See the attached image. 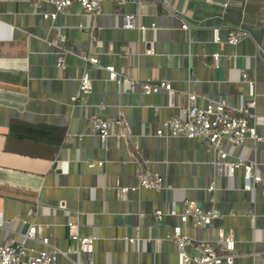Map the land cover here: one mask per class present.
Returning a JSON list of instances; mask_svg holds the SVG:
<instances>
[{"label":"crops","instance_id":"obj_1","mask_svg":"<svg viewBox=\"0 0 264 264\" xmlns=\"http://www.w3.org/2000/svg\"><path fill=\"white\" fill-rule=\"evenodd\" d=\"M54 10L41 0H0V244L18 239L25 219L41 224L40 236L48 239L38 236L27 247L61 250L58 264H177L165 235L181 223L183 201L192 199L217 217L205 227L189 218V236L216 247L230 231L233 264H264L261 183L245 190L242 168L220 175L215 153L199 137L156 134L189 106L191 93L199 107L220 98L237 107L244 95L251 100L248 115H264V0H102L96 14L74 2L54 19L43 17ZM216 30L222 40L234 30L244 34L235 44L218 43ZM59 35L65 41L51 45ZM60 50L63 69L56 66ZM89 55L97 66L85 60ZM107 65L119 82L108 79ZM85 71L92 91L84 102L72 101ZM144 81L169 82L171 92L146 94ZM92 116L119 118L122 125L113 129L123 135L101 144L89 126ZM48 128L62 135L34 131ZM256 130L263 135L264 123ZM224 147L230 159L254 162L264 178V140ZM144 170L160 174L166 187L139 186ZM68 221L80 236L96 237L90 254L69 237Z\"/></svg>","mask_w":264,"mask_h":264},{"label":"built area","instance_id":"obj_2","mask_svg":"<svg viewBox=\"0 0 264 264\" xmlns=\"http://www.w3.org/2000/svg\"><path fill=\"white\" fill-rule=\"evenodd\" d=\"M38 1V0H32ZM51 3L54 6V12L44 13V18L54 19L58 12L63 11L77 2L88 14H96L99 12L102 0H41ZM131 16L127 15L129 20ZM127 27H133L132 23L125 24ZM185 27V25H182ZM141 29H145L142 25ZM241 30H234L228 33L225 40H222L218 30L215 32V40L218 43L226 42L228 44L237 43L243 36ZM65 36L59 35L51 45L59 47L65 41ZM218 53H213L214 63L217 62ZM93 66L98 65L96 56L89 55L85 58ZM65 54L60 50L56 57V66L58 68H65ZM108 72V79L119 82V76L113 65L104 66ZM245 78V73L242 74ZM142 91L146 94L157 93L160 90L171 92V84L166 81L159 82H141ZM92 91V80L87 71L80 76V82L77 91L71 95L72 101L84 102L86 96ZM248 94L253 95V83L249 81ZM190 104L183 109L178 116L170 117L163 121L161 127L156 130L157 135L167 136H185V137H199L204 142L208 150H213L215 153L214 165L216 171L220 175L227 177L233 176L237 168L243 169V188L245 190H253L256 183H261L264 189V178H262L256 164L244 157L237 156L234 159L229 158V152L224 147L226 141L231 146L241 144L246 138L253 141L264 140V134H258L257 125L264 123V115H248V104L251 101L244 95L239 97L237 107H232L224 98L209 101L203 107L194 104L196 95L191 93L188 95ZM122 125V121L118 119H108L98 116H92L89 119V126L91 130L98 136L101 144H104L107 137L116 135L121 137L123 135L121 130H115L114 127ZM95 162H88L87 165L93 166ZM102 162H97L101 165ZM138 185L143 188L161 190L166 186L163 184V179L160 174L156 172L142 171L137 175ZM127 190L126 187L123 188ZM213 189V185L209 186ZM164 213L161 210H155L154 216L156 219H161ZM169 214L175 215L174 209L169 210ZM217 214L211 210L201 209L194 200L186 199L183 201V211L180 214V224H175L171 230L165 235L166 239L174 242L177 253V264H233L235 253V238L232 232L226 233L222 239L217 243V248L205 241L195 240L189 236L184 230V225L190 218L193 226L205 227L210 224L212 219L216 218ZM18 239L7 240L0 244V264H58V256L64 254L61 250H38L34 252L32 248L27 247L28 240H34L41 235L42 225L35 222H30L21 219L19 226ZM67 228L69 237L76 240L78 249L90 254L93 251L94 241L96 237L80 236L78 232V225L76 222L68 221ZM43 243H47V237L40 236ZM128 241L132 242L133 238ZM262 252H264V230L261 232ZM139 246H137V249ZM188 248L195 249V254H189ZM86 264H93L91 259H88Z\"/></svg>","mask_w":264,"mask_h":264},{"label":"trees","instance_id":"obj_3","mask_svg":"<svg viewBox=\"0 0 264 264\" xmlns=\"http://www.w3.org/2000/svg\"><path fill=\"white\" fill-rule=\"evenodd\" d=\"M52 129L48 128V129H34V131L36 132V134L38 136H48V135H54V136H58L59 134L62 135V132H54V131H50ZM54 132V133H53ZM62 139V136L56 138V140H54V142H60Z\"/></svg>","mask_w":264,"mask_h":264},{"label":"water","instance_id":"obj_4","mask_svg":"<svg viewBox=\"0 0 264 264\" xmlns=\"http://www.w3.org/2000/svg\"><path fill=\"white\" fill-rule=\"evenodd\" d=\"M249 110H251V109H249ZM249 110H248V112H249ZM53 165H54V167H56V166L58 167L59 165L62 166L63 168L66 167V164L64 162H60V161H55Z\"/></svg>","mask_w":264,"mask_h":264}]
</instances>
